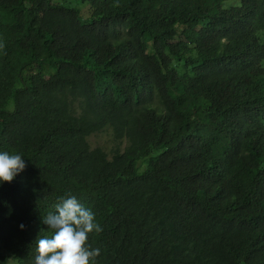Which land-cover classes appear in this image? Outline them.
Wrapping results in <instances>:
<instances>
[{
	"label": "trees",
	"instance_id": "1",
	"mask_svg": "<svg viewBox=\"0 0 264 264\" xmlns=\"http://www.w3.org/2000/svg\"><path fill=\"white\" fill-rule=\"evenodd\" d=\"M86 1L0 0V264L70 196L95 264H264V0Z\"/></svg>",
	"mask_w": 264,
	"mask_h": 264
},
{
	"label": "clouds",
	"instance_id": "2",
	"mask_svg": "<svg viewBox=\"0 0 264 264\" xmlns=\"http://www.w3.org/2000/svg\"><path fill=\"white\" fill-rule=\"evenodd\" d=\"M25 168L20 154L0 152V183L10 184ZM44 223L51 235L38 238L35 264H95L101 251L92 247L89 237L103 229L91 209L70 196L56 205L55 213L44 217ZM20 227L23 230L24 226Z\"/></svg>",
	"mask_w": 264,
	"mask_h": 264
},
{
	"label": "rangeland",
	"instance_id": "3",
	"mask_svg": "<svg viewBox=\"0 0 264 264\" xmlns=\"http://www.w3.org/2000/svg\"><path fill=\"white\" fill-rule=\"evenodd\" d=\"M55 3H64L66 6L71 8L79 9L84 18H89L91 6L86 0H54ZM241 4V0H227L223 2V8L229 9L232 7H237ZM13 102L10 103L9 109L12 110ZM89 144L92 148L101 147L106 150L110 155L117 148L114 141L112 130L110 128L104 129L102 132L92 135L88 138ZM127 146V141L124 140L120 144V150L123 152ZM12 258V257H11ZM12 260V259H11ZM13 261V260H12ZM9 264H14L10 262Z\"/></svg>",
	"mask_w": 264,
	"mask_h": 264
}]
</instances>
